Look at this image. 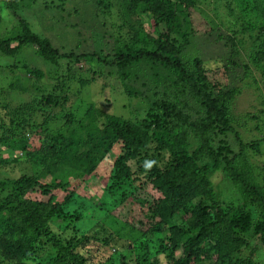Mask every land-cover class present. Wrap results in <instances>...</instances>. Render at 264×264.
Instances as JSON below:
<instances>
[{"label":"trees","instance_id":"1","mask_svg":"<svg viewBox=\"0 0 264 264\" xmlns=\"http://www.w3.org/2000/svg\"><path fill=\"white\" fill-rule=\"evenodd\" d=\"M34 1L0 0V6L7 12L16 13ZM114 2L129 23L132 17L135 18L137 25L131 24V28L136 40L128 43L116 40L114 58L112 62H105L115 68L129 98L140 95L129 82H139L135 74L142 64L152 70L150 76L142 75V80H148L154 89L160 87L162 92L151 96L153 99L140 120L126 121L108 115L106 125L101 129L89 118L88 124L78 121L75 131L50 135H45L50 123V108L59 99L53 94H44L36 103L27 104L29 109L24 111L32 119L34 111L37 110V114L38 108L44 107L43 120L27 125L39 135L35 142L37 146L26 138L29 134L25 135L23 121L16 119V114L14 118L9 114L1 118L0 125L5 124L1 129L7 136L15 137L26 154L27 151L32 156L36 152L40 154L43 169L37 178L20 177L0 201V264H36L29 260H36L38 247L42 245L56 252L53 264H91L90 259L79 251L84 245L89 246L91 240L81 236L76 226L70 225L79 220L66 209L76 194L74 183L79 180L83 184L94 175L98 164L111 150H118L120 154L116 162L123 178L129 175L126 165L129 160L137 159L142 165L138 170L144 180L129 194H123V198L131 197L134 203L148 205L143 217L145 223L138 221L142 230L137 228V231L141 235H151L152 230L143 229V225L149 224L147 221L155 222L156 233H163L169 226V264L202 261L208 254L204 250L206 244L210 250H215L213 256L217 264H257L255 258L264 256V168L259 170L261 175L257 174L249 159V150L257 152L258 143L245 144L230 122L228 105L238 91L222 90L221 84L210 76L216 75L218 72L214 70L219 68L204 67L205 61L197 55L198 50L185 60L187 48L194 44L193 41L190 44L191 38L198 37L191 35L190 30L198 0H99L98 5L106 10L116 5ZM138 15L150 16L156 22L154 28L146 33ZM19 26L18 42L35 46L36 55L46 67L57 66L68 59L93 66L95 53L59 54L47 40L34 35L26 22L20 20ZM160 26L168 33L182 30L183 43L168 34L163 36L156 32ZM0 44L7 47V42ZM16 50L18 48L8 52L12 54ZM231 54H239L236 46L229 50V56ZM229 63L235 62L229 60ZM255 65L264 70V49L257 52ZM31 73L36 79L45 80L43 71L35 69ZM61 81L60 87L70 80L61 77ZM262 83L264 88V71ZM188 100L198 105L193 118L178 107ZM151 144L155 146V156L146 165L147 148ZM62 171H68L71 179H64ZM221 172L226 174L240 196L241 204L237 208L220 205L212 178ZM47 174L53 177L52 181L43 182L42 176ZM71 180L75 181L71 183ZM149 185L157 197L147 191ZM56 193H62L63 199ZM194 199H199V203L189 207ZM177 215L182 217L180 225L172 222ZM53 219L69 220V223L58 231L51 226ZM147 247L146 242H136L134 252L140 253ZM176 251L180 256L174 259ZM140 257L143 263L147 262V256ZM123 260L121 258L119 264H124Z\"/></svg>","mask_w":264,"mask_h":264},{"label":"rangeland","instance_id":"2","mask_svg":"<svg viewBox=\"0 0 264 264\" xmlns=\"http://www.w3.org/2000/svg\"><path fill=\"white\" fill-rule=\"evenodd\" d=\"M98 2L99 0H35L16 13L7 12L0 6V43L7 42V47L0 44V122L8 114L13 118L16 114V119L23 121L25 135H30H26V138L36 146L39 135L27 125L43 120L44 107H39L37 114L35 110L36 115L33 113L32 119L24 111L29 109L26 108L27 104L36 103L44 94H53L59 99L50 108V123L45 133L50 135L60 131H75L79 126L78 121L88 124L89 118L101 129L105 127L108 115L126 121L140 120L153 99L151 96L162 92L160 87L154 89L148 80H142V75L152 74V70L142 64L135 74L136 79H140L139 82H129L139 90L140 95L131 98L126 95L115 68L106 62H112L114 58L116 40L124 43L136 40L131 24H137L134 17L129 23L130 20H126L119 13L117 2L106 10ZM138 16L146 33L154 28L156 22L150 16ZM20 20L29 25L34 35L47 40L59 54L67 56L71 53H95L97 56L93 66H86L80 60L73 62L68 59L60 61L57 66L46 67L36 55L35 46H24L18 42L21 36ZM191 21V35L198 37L195 40L191 38L190 44L192 41L194 44L187 48L185 60L198 50L197 55L205 61L204 67L219 68L214 70L218 72L216 75L210 76L221 84L222 90L238 91L234 101L228 105L230 122L245 144L258 143L257 152L249 150L248 154L255 172L261 175L259 170L264 168V114L261 113L264 112V70L256 67L255 61L257 52L264 49V0H198ZM166 31L162 26L156 30L163 36L168 34L170 38L182 40V30L170 33ZM138 36L141 38L142 34ZM155 36L154 32L153 37ZM179 43L182 44L183 41ZM234 46L238 48L239 54L229 56V50ZM16 48V52H8ZM229 60L235 63L231 64ZM35 69L45 73V80H38L32 75L31 72ZM61 77H68L70 80L62 87ZM147 96L150 98L147 99ZM178 107L191 118L198 111V105L192 100L183 101ZM88 112L90 117L87 118ZM4 127L5 124L1 123L0 201L8 195L20 177L37 178L43 169L40 154L36 152L32 156L28 151L26 154L15 137L7 136L5 130L1 129ZM154 149L153 144L148 146L146 165L155 156ZM119 156L118 150H111L98 164L94 175L83 184L79 180L74 183L77 186L76 194L67 205L66 211L77 216L79 221L70 222V225L76 226L81 236H87L91 240L89 246L84 245L79 251L85 258L90 259L91 264H119L121 258H124V264H169V226L163 233H156L155 222L147 221L149 224L143 225V229L152 230L151 235H141L137 231L142 230L138 221L145 223L143 217L148 205L134 203L131 197L123 198V194H129L144 180L143 174L138 170L142 165H139L137 159L129 160L126 163L129 175L123 178L118 173L119 164L116 159ZM61 176L71 179L68 171L61 173ZM52 178L51 175H43L42 181L50 182ZM212 181L222 207L231 209L241 204L240 196L225 173L215 174ZM150 189V185L147 186V191L157 197ZM56 194L63 199L62 193ZM199 201L194 199L188 206L194 207ZM181 218L175 216L172 219L173 224L180 225ZM67 223L69 220L53 219L51 226L59 231ZM136 242H146L149 247L136 253ZM204 250L208 252L207 256L193 264H217L213 256L215 250H210L208 244ZM143 254L148 257L146 263L141 260L140 256ZM179 256L178 251L173 254L174 259ZM55 257L56 252L53 249L42 245L38 247L36 260L29 262L53 264ZM255 261L257 264H264V256H258Z\"/></svg>","mask_w":264,"mask_h":264}]
</instances>
